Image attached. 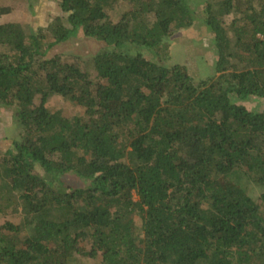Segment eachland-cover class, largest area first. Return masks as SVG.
Segmentation results:
<instances>
[{"label":"trees","instance_id":"trees-1","mask_svg":"<svg viewBox=\"0 0 264 264\" xmlns=\"http://www.w3.org/2000/svg\"><path fill=\"white\" fill-rule=\"evenodd\" d=\"M56 2L38 30L0 20V108L18 125L0 213H21L0 264H264V110L243 103L264 99V0H204L202 17L192 0ZM197 19L218 54L205 79L164 63ZM72 37L97 50L56 52Z\"/></svg>","mask_w":264,"mask_h":264},{"label":"rangeland","instance_id":"rangeland-1","mask_svg":"<svg viewBox=\"0 0 264 264\" xmlns=\"http://www.w3.org/2000/svg\"><path fill=\"white\" fill-rule=\"evenodd\" d=\"M204 0H192V7L196 9L197 15L205 16L206 11L202 5ZM56 0H33L32 5L22 0H0L1 7H11L12 11L6 15H0V20H12L20 22L28 31L38 30L47 27L51 18L58 12ZM121 8V7H120ZM112 17L119 16L117 11L111 12ZM231 19V17H229ZM198 20V21H197ZM195 24L189 26L183 31L174 35L175 44L171 51H168L170 60H165L167 65H180L186 68L191 74L200 79H205L210 72H215V65L218 60V54L213 47L212 36L203 27L201 20L197 19ZM230 21V20H229ZM203 24V25H202ZM244 24V20L239 22V26ZM233 37L235 32L231 34ZM97 46L93 42L81 41L72 37L68 42L59 44L56 52L61 51L65 55H79L87 57L95 52ZM240 52V50H237ZM172 59V60H171ZM244 64H231L229 70L240 69ZM213 69V71H211ZM243 102V101H240ZM245 106L254 111L264 110V99L253 98L243 102ZM48 107L52 112L60 113L64 116L71 117L75 113H79V107H75L72 103L67 102L63 97H53L48 103ZM82 110V109H81ZM18 127L14 119L13 108H0V154L6 148V144L10 143L9 139H13L16 135L15 129ZM71 185H82L76 175L69 176ZM21 213H0V229L4 230L7 222H20ZM3 227V228H2ZM78 264H102V254L96 257L79 256Z\"/></svg>","mask_w":264,"mask_h":264}]
</instances>
